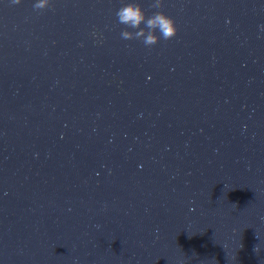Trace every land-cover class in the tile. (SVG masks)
<instances>
[{"label":"water","instance_id":"95a60500","mask_svg":"<svg viewBox=\"0 0 264 264\" xmlns=\"http://www.w3.org/2000/svg\"><path fill=\"white\" fill-rule=\"evenodd\" d=\"M35 2L0 0V264H264V0H164L152 48L130 0Z\"/></svg>","mask_w":264,"mask_h":264},{"label":"clouds","instance_id":"9594fccd","mask_svg":"<svg viewBox=\"0 0 264 264\" xmlns=\"http://www.w3.org/2000/svg\"><path fill=\"white\" fill-rule=\"evenodd\" d=\"M11 2L14 5H19L22 0H11ZM50 6L51 0H36L33 4V9L42 12L49 9ZM163 7L164 0H150L149 8L157 11H154L149 16L146 14L145 9L139 3H136L135 0H130V2L123 4L115 13L117 22L125 26L124 30L120 32L121 38L126 41L141 40L147 48H152L161 40L169 41L175 38L178 34L176 21L173 17L160 10ZM258 28L261 32H264V24L258 25ZM254 251L259 253L260 246L257 245Z\"/></svg>","mask_w":264,"mask_h":264}]
</instances>
